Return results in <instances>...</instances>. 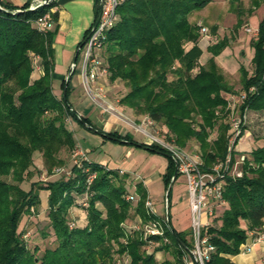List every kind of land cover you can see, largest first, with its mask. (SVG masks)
<instances>
[{
    "label": "trees",
    "instance_id": "obj_1",
    "mask_svg": "<svg viewBox=\"0 0 264 264\" xmlns=\"http://www.w3.org/2000/svg\"><path fill=\"white\" fill-rule=\"evenodd\" d=\"M210 1L127 0L116 8L118 19L106 31L100 52L108 80H121L129 88L119 103L137 115L163 124L167 139L182 148L190 139L196 140L205 168L224 160L229 153L232 162L237 156L234 148L229 149L226 109L227 95L235 92L212 61L199 64V35L189 21L192 12ZM235 1L238 0H230ZM30 3L28 0L17 6L0 2L7 11L0 10V264H115V251L126 255L128 264H183V255L192 247L190 231H176L170 221L147 214L146 190L140 181L133 185L137 202L126 200L128 175L120 174L118 169L81 161L79 166L73 164L65 177L44 184L31 182L28 190L21 187L35 153L41 155L49 171L64 164L59 155L62 149H76L77 143L65 124L68 117L89 130V126L95 128L103 139L128 145L132 144L118 139L133 141L128 133L104 131L92 125L88 117H78L68 100L71 81L64 94L65 79L60 84V96L53 93L55 32L38 30L34 22L57 4L53 0L28 9ZM260 4L264 5V0H250L247 14ZM239 5L236 2L234 11L241 25L244 12ZM98 11L95 0L96 17ZM57 19L58 13L51 12V20ZM211 32H215V26ZM254 37L251 74L243 70L240 79L243 96L236 109L240 116L246 111L264 112V20ZM227 41L225 37L206 48L216 52ZM187 43L190 46L185 48ZM35 65L41 74L32 79ZM213 130L216 136L208 140ZM243 131L242 125L233 147ZM146 145L152 153L153 149L167 153L157 144ZM243 155L242 176L225 178L226 206L213 219L216 224L206 231L214 251L205 264H236L228 256L238 254L240 246L263 229L264 144ZM166 158L162 178L167 187L176 164ZM85 168L95 174L90 184ZM3 177H10L11 181ZM41 190L48 191L47 227L52 231L54 245L38 256L37 248H28L20 222L30 215L32 208L38 209ZM76 205L84 207L86 224L69 228V211ZM137 218L139 223L158 220L163 234L142 239L140 232L128 231L124 223L131 227ZM150 242L158 245L147 253ZM155 251L169 253L173 260L158 263Z\"/></svg>",
    "mask_w": 264,
    "mask_h": 264
},
{
    "label": "rangeland",
    "instance_id": "obj_2",
    "mask_svg": "<svg viewBox=\"0 0 264 264\" xmlns=\"http://www.w3.org/2000/svg\"><path fill=\"white\" fill-rule=\"evenodd\" d=\"M56 1V0H55ZM236 2L240 3L243 9V24L239 25L238 17L235 14L234 8ZM250 6V0H238L235 3L230 0H211L202 9L192 12L189 16V21L197 27L198 32V45L202 49V55L199 59V64L205 65L207 62L212 61L217 67L218 72L223 76L226 83H228L235 93L227 95V99L232 97V103L235 106V115H238L236 109L238 103L241 102L243 92L241 91V75L245 70L248 75L251 74V59L254 55V49L251 46V40L255 39L256 32L259 24L264 20V5L260 4L250 14H247L246 9ZM200 26L207 29L206 35L200 33ZM215 26V32H211V27ZM50 31L55 32V38L61 41L63 33L59 31L57 23L52 21L49 27ZM228 38L227 44L220 50H208L206 47L214 44L215 42ZM55 40V39H54ZM82 41V40H81ZM54 43V42H53ZM190 44H185L188 48ZM78 47V46H77ZM85 44L78 47L76 54L74 53L70 59V70L72 69L73 59L75 57L74 70L75 73L71 78V90L83 92L76 102H72V108L76 109L81 115L88 116L92 125L102 128L104 131H117L118 133H128L133 141L144 143L145 137L140 131H136L125 122H133L139 124L145 118L143 115H137L127 106L121 105L119 100L128 92L129 88L121 80L110 82L106 76V81L102 84V94L97 98V102L86 91L81 81V72L84 64V54L86 51ZM69 74V73H68ZM103 76L99 73V78ZM168 79L171 80L172 76L169 75ZM59 82L54 84V89L57 96L61 94V88L58 86ZM95 87H98L95 85ZM94 90V87H93ZM95 93L98 91H94ZM69 100V98H68ZM103 100V101H102ZM104 106H111L113 109L108 111ZM233 103V104H234ZM228 104V102H227ZM226 104V109H227ZM74 109V110H75ZM227 122L230 125L228 132L232 131L230 124L231 110L228 108ZM109 115H116L118 119L110 120ZM100 117V118H99ZM100 119V120H99ZM66 126L72 132L73 138L78 147L87 153L88 160L102 164L110 169H118L129 173L131 176L136 177V180L128 175L126 178V190L131 195H136L134 184L142 181L145 186L147 199L151 202L154 213L159 218L166 222L172 219H178L177 224L173 225L181 232L188 233L187 225L189 223L190 215L187 213L189 208V194L187 184L184 176L178 174L177 178L172 183L169 195L167 196V187L163 181V174L165 173L168 160L165 156L152 153L140 147L118 143L112 140L103 139L99 134L93 130H89L82 126L72 118L68 117L65 121ZM244 131L237 144L234 146V152L237 156L249 153L253 148L262 146L264 144V112L246 111L245 121L243 123ZM151 134L159 137H166L167 128L161 124L156 123L149 127ZM216 131L213 130L208 140L214 139ZM167 138V137H166ZM171 140V139H170ZM147 141V140H146ZM148 142V141H147ZM188 152H197L198 143L194 139H190L185 147ZM72 152L62 149L59 155L64 160V164L54 166L51 170H47L42 161L39 153L33 156V164L29 169L27 178L20 184L24 190H28L30 183L37 181L44 184L49 180H55L65 177V173L55 174L53 171L57 167H64L69 171L74 164ZM244 156V155H243ZM78 158V157H77ZM86 179L90 176L88 169ZM120 174H123L120 172ZM6 181H11L10 177H3ZM48 191L41 190L39 192L40 204L38 209H31L29 216H24L20 222V229H23L26 244L32 251L37 248L36 255H40L47 247L54 245V237L52 231L47 227V202ZM68 227L73 228L76 226H84L86 224V212L83 206L76 205L70 208L69 211ZM206 221V216H202V222ZM145 222L139 223V219H134L131 227L124 223L126 229L132 233L140 232L142 239L144 238V225ZM171 224V223H170ZM212 224H216L212 220ZM172 226V225H171ZM50 233H47V232ZM134 231V232H133ZM48 234L47 236L44 235ZM189 235L187 239H189ZM126 240L123 239V242ZM158 244L149 243L146 250L147 253L154 251ZM117 246L114 245V250ZM116 252V251H115ZM114 252L115 264H128L129 258L126 255H119ZM155 259L158 263L164 260L172 261L173 258L169 253L164 251H155Z\"/></svg>",
    "mask_w": 264,
    "mask_h": 264
},
{
    "label": "built area",
    "instance_id": "obj_3",
    "mask_svg": "<svg viewBox=\"0 0 264 264\" xmlns=\"http://www.w3.org/2000/svg\"><path fill=\"white\" fill-rule=\"evenodd\" d=\"M53 1V0H52ZM127 0H98L99 11L97 14V23L94 28H90L85 41V54L84 64L81 72V81L85 88H87L88 94L94 101L97 102V98L103 96L101 88L95 87V82L99 76V73L106 75L105 69L101 65L100 52L103 46L104 37L106 31L109 30L117 21L118 15L116 8L121 3ZM42 0H34L30 3L29 8H36L40 5ZM57 6L50 9L49 12L38 18L34 22V27L38 30H49L52 24L51 12L56 11ZM94 20V22H95ZM93 22V23H94ZM93 25V24H92ZM200 33L206 35L207 29L200 26ZM83 44V45H84ZM37 57L34 58V61ZM39 66L35 65V69ZM94 87V90H93ZM98 90V92H94ZM103 101V100H102ZM227 109L231 110L230 124L232 131L228 132L229 149L233 147L235 138L241 133V126L245 121V113L235 115V103H232V97L227 99ZM100 105L104 106L102 103ZM105 110H112L109 106H104ZM125 122L130 128L136 131L142 132L145 139V144H157L168 154L172 156L177 165V173L184 176L187 184L189 194V228L192 247L187 250L183 255V264H205L210 256V253L214 251V246L209 241V236L206 233L208 227L212 225V220L217 216L225 206L226 201L223 198V190L226 177H241L242 170L241 164L244 160V156H236V159L232 162L230 153L224 160H218L211 166L205 168L201 159L200 153L188 152L184 148L178 146L173 140H169L166 137H159L155 134H151L149 127L156 124L153 120L145 116L141 123L135 124L133 122ZM74 164L79 166L81 161H87V153L82 151L78 146L73 154ZM78 157V158H77ZM55 174L65 173L70 174V171L65 170L64 167H57L53 171ZM122 173V171L119 170ZM95 178V174H90L86 179L87 184ZM126 200L131 202H137V195H127ZM144 207L147 214L154 215L151 202L146 198L144 201ZM206 216V221L202 222V216ZM165 221V220H164ZM166 222V221H165ZM144 225V236L149 235H162L163 227L158 220H151ZM251 243L264 242V232L257 233L252 239ZM250 245L242 244L240 246V252H248Z\"/></svg>",
    "mask_w": 264,
    "mask_h": 264
},
{
    "label": "crops",
    "instance_id": "obj_4",
    "mask_svg": "<svg viewBox=\"0 0 264 264\" xmlns=\"http://www.w3.org/2000/svg\"><path fill=\"white\" fill-rule=\"evenodd\" d=\"M26 1L28 0H0V2L2 3H8L17 6L22 5ZM29 1L32 2L34 0ZM56 4V12L58 13V19L56 23L59 27V31L63 33V37L61 38L62 40L58 41L55 38L53 43L54 70L52 74V89L53 93L55 95H58L59 93H57L54 89V84L59 82L58 86H60L61 81L67 77L68 73L70 72L71 56L76 52V50H78L77 46L79 45L81 40H83L86 31L91 28L96 18V14L95 0H56ZM40 74L41 69H34L31 74V78H37ZM101 77L103 78L100 79L98 76L95 85L98 86V88L102 89V84L106 81V75H103ZM102 91L104 90H101V92ZM82 94L83 92L73 90L72 88L69 94V103L72 104V102H76L79 99V96ZM75 111L81 116V114L76 109ZM108 117L110 120L118 119L116 115H109ZM122 173L130 175L129 173L124 171H122ZM131 177L136 180V177ZM187 213L188 215H190L188 207ZM177 221L178 219H173L174 224H177ZM170 223L176 231H181L180 228L178 230L175 228L172 223V219H170ZM186 230L190 231L189 223ZM261 232H264V225ZM246 244L250 245L249 251L244 253L239 252L236 255L228 256L230 260L236 264H260L264 262V242L251 243L250 239H248Z\"/></svg>",
    "mask_w": 264,
    "mask_h": 264
},
{
    "label": "water",
    "instance_id": "obj_5",
    "mask_svg": "<svg viewBox=\"0 0 264 264\" xmlns=\"http://www.w3.org/2000/svg\"><path fill=\"white\" fill-rule=\"evenodd\" d=\"M52 0H42V2H41V4L40 5H38L37 7H40V6H43V5H46V4H48L49 2H51ZM99 1H101V0H99ZM36 7V8H37ZM28 9H34V8H28ZM0 10L1 11H4V12H7L5 9H3L1 6H0ZM96 23H97V19L95 20V22L93 23V25H92V28H94L95 27V25H96ZM86 39H87V36L83 39V41H82V43H81V45H80V47L85 43V41H86ZM75 57H76V55H75ZM75 57H74V59H73V63H72V69L70 70V72H69V74L67 75V77L65 78V84H64V91H63V94L65 93V89H66V87L68 86V84H69V82L71 81V78H72V75H73V71H74V65H75ZM69 106V105H68ZM76 112V111H75ZM77 113V112H76ZM77 115H78V117H80V115L77 113ZM94 132H98L95 128H92L91 126H89ZM97 134H99V133H97ZM119 141H122V142H126V143H130V144H132L133 146H137V147H140V148H142V149H144V150H149L150 149V147L148 146V145H146L145 143H139V142H135V141H123V140H121V139H118ZM154 151H155V153H157V154H160V155H163V156H165V157H169V158H171L172 160H173V162L176 164V162H175V160L172 158V156L170 155V154H168V153H164V152H162L161 150H156V149H153ZM176 175H177V165H176V169H175V171H174V174H173V176H172V178H171V181H170V183H169V185H168V187H167V196H168V193H169V190L171 189V186H172V183L174 182V180H175V178H176Z\"/></svg>",
    "mask_w": 264,
    "mask_h": 264
}]
</instances>
